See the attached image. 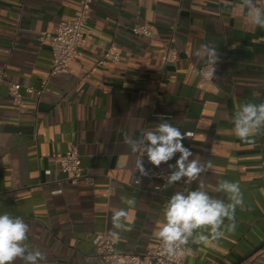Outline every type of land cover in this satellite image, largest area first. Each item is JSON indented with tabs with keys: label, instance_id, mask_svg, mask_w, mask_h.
Segmentation results:
<instances>
[{
	"label": "crops",
	"instance_id": "crops-1",
	"mask_svg": "<svg viewBox=\"0 0 264 264\" xmlns=\"http://www.w3.org/2000/svg\"><path fill=\"white\" fill-rule=\"evenodd\" d=\"M77 1L0 0V214L29 225L25 243L44 253L41 264H104L88 259L101 233L119 251L145 253L158 243L171 196L198 187L182 180L156 193V183L136 167L143 154L125 144L167 122L185 134L195 157L211 161L201 174L208 194L230 202L216 191L229 180L244 201L235 210V231L213 239L202 230L207 240L183 246L185 264H264V131L243 141L231 122L240 105L264 103V28L250 23L242 0H93L85 46L67 74L49 77L52 52L40 36L71 19ZM256 4L264 7V0ZM142 23L150 24V36L132 33ZM204 45L215 49L220 66L209 83L198 71L207 57L195 55ZM110 46L120 61L98 64ZM169 47L178 60L164 64ZM44 79L38 102L23 91L18 106L7 95L8 82L37 87ZM73 145L93 186L68 183L48 160ZM143 161L151 164L146 155ZM120 209L128 217L115 229L112 216Z\"/></svg>",
	"mask_w": 264,
	"mask_h": 264
},
{
	"label": "clouds",
	"instance_id": "clouds-1",
	"mask_svg": "<svg viewBox=\"0 0 264 264\" xmlns=\"http://www.w3.org/2000/svg\"><path fill=\"white\" fill-rule=\"evenodd\" d=\"M242 3L247 9L250 23L264 28V7L257 6L256 0H242ZM195 55L200 58L207 57V63L212 66L211 71H202V77L207 79L215 75V49L204 45ZM231 122L236 136L243 141H249L251 137L264 131V103L240 105ZM184 139L185 134L167 122L159 123L153 130H145L143 139L125 138V144L133 153L143 154L136 161V167L142 176L148 175L144 168L145 155L152 165L159 167L179 153L175 165H169L171 171L166 176L167 184L172 185L182 180L187 184L198 182L196 190L178 191L165 205L164 223L157 237L162 242L163 254L169 258L175 256L190 241L200 243L207 240L208 236L204 235L202 230H208L213 239L223 237L224 229L234 232L235 210L237 206H243L244 202L239 184L229 180L219 181L216 191L225 193L230 202L208 194L201 174L212 167L211 161L202 162L200 158L195 157L191 149L184 146ZM125 202L129 207H134L136 203L134 198L126 199ZM127 217L128 213L124 209L114 212V228L122 229L123 221ZM225 220L230 223L225 224ZM29 230V225L22 217H13L7 212L0 214V264H16L17 261H20V264H41L46 260L44 253L25 243ZM113 235L117 233L113 232Z\"/></svg>",
	"mask_w": 264,
	"mask_h": 264
},
{
	"label": "built area",
	"instance_id": "built-area-1",
	"mask_svg": "<svg viewBox=\"0 0 264 264\" xmlns=\"http://www.w3.org/2000/svg\"><path fill=\"white\" fill-rule=\"evenodd\" d=\"M93 0H78L73 17L68 20H62L58 23L53 32H44L40 36L41 41H47L52 52V67L49 72V77H57L68 73V64L76 56L78 51L86 44L84 34V27L88 22L91 14ZM132 33L140 36H150L151 26L148 23L135 24L131 27ZM121 59L119 52L115 51L113 46L107 48L98 64H104L106 60L111 63H117ZM205 62L199 67V78L202 83L212 82L216 73L219 70V63L215 64V75L210 78H203L201 73L203 70L211 71L212 66ZM164 64L174 63L178 60V51L173 47H169L161 56ZM5 74L0 70V85L4 81ZM47 79H44L40 84L35 86H23L18 82L7 83V95L14 105H21L23 103V91L26 93H34L38 102L44 95L47 88ZM50 163L54 165L56 172L66 174L65 180L76 185L83 181L87 186H93L95 177L84 172L80 153L77 146H70L63 153H53L48 156ZM169 165L172 162L156 167L152 164L145 165L144 168L148 175L143 176L148 182H154L155 192L160 194L166 187V176L170 173ZM51 174V170L46 171ZM165 177V179H164ZM61 189L54 192H60ZM95 246V254L88 259L90 261L99 260L104 264H185L186 250L182 247L178 253L169 258L163 254V246L160 239L153 248H148L143 254H136L131 252H122L117 249L116 240L108 234H97L93 240ZM205 264H215L208 262Z\"/></svg>",
	"mask_w": 264,
	"mask_h": 264
}]
</instances>
